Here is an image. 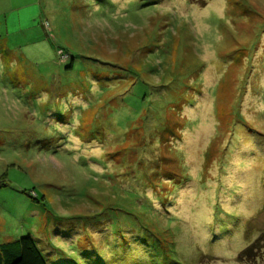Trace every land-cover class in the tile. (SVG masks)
I'll return each mask as SVG.
<instances>
[{"label": "rangeland", "instance_id": "rangeland-1", "mask_svg": "<svg viewBox=\"0 0 264 264\" xmlns=\"http://www.w3.org/2000/svg\"><path fill=\"white\" fill-rule=\"evenodd\" d=\"M0 179L46 264H264V0H0Z\"/></svg>", "mask_w": 264, "mask_h": 264}, {"label": "trees", "instance_id": "trees-1", "mask_svg": "<svg viewBox=\"0 0 264 264\" xmlns=\"http://www.w3.org/2000/svg\"><path fill=\"white\" fill-rule=\"evenodd\" d=\"M2 185L4 182L0 179V186ZM262 241H264V233L240 252L241 257L244 259L245 256H249ZM0 264H46V262L33 238L21 236L15 240L0 243Z\"/></svg>", "mask_w": 264, "mask_h": 264}]
</instances>
